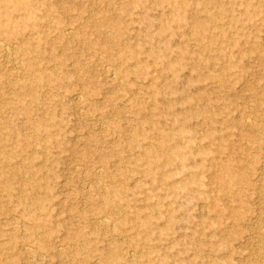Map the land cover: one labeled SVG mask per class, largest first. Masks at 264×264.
<instances>
[{
    "label": "rangeland",
    "instance_id": "374dc122",
    "mask_svg": "<svg viewBox=\"0 0 264 264\" xmlns=\"http://www.w3.org/2000/svg\"><path fill=\"white\" fill-rule=\"evenodd\" d=\"M0 41V264H264V0H0Z\"/></svg>",
    "mask_w": 264,
    "mask_h": 264
},
{
    "label": "bare ground",
    "instance_id": "6f19581e",
    "mask_svg": "<svg viewBox=\"0 0 264 264\" xmlns=\"http://www.w3.org/2000/svg\"><path fill=\"white\" fill-rule=\"evenodd\" d=\"M0 44L2 45L1 41H0ZM3 45H4V44H3ZM5 47H6V46H5ZM114 77H115V76H114ZM96 186H97V185H96ZM103 187H105V186H103ZM99 219H100V218H99ZM100 221H101V220H100ZM104 221H106V219H105V220L103 219V222H104ZM107 222H108V221H107ZM109 222H110V221H109ZM109 222H108V224H109ZM101 223H102V222H101ZM104 223H105V222H104ZM105 225H106V224H105ZM108 226H109V225H108Z\"/></svg>",
    "mask_w": 264,
    "mask_h": 264
}]
</instances>
